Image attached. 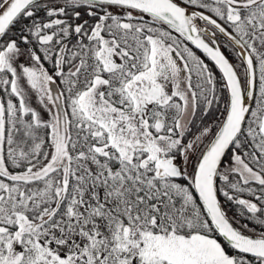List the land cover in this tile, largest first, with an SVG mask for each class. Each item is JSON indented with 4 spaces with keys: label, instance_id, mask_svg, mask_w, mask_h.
Segmentation results:
<instances>
[{
    "label": "snow or ice",
    "instance_id": "snow-or-ice-1",
    "mask_svg": "<svg viewBox=\"0 0 264 264\" xmlns=\"http://www.w3.org/2000/svg\"><path fill=\"white\" fill-rule=\"evenodd\" d=\"M0 264H264V0H0Z\"/></svg>",
    "mask_w": 264,
    "mask_h": 264
}]
</instances>
